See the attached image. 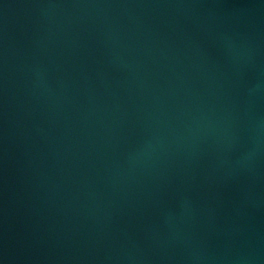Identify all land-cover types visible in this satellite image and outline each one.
<instances>
[{"label": "water", "instance_id": "1", "mask_svg": "<svg viewBox=\"0 0 264 264\" xmlns=\"http://www.w3.org/2000/svg\"><path fill=\"white\" fill-rule=\"evenodd\" d=\"M0 264H264V0H0Z\"/></svg>", "mask_w": 264, "mask_h": 264}]
</instances>
